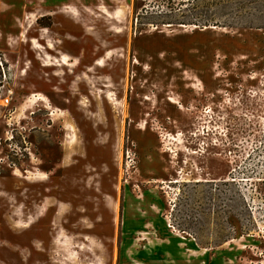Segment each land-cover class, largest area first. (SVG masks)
I'll return each instance as SVG.
<instances>
[{
  "label": "rangeland",
  "instance_id": "rangeland-1",
  "mask_svg": "<svg viewBox=\"0 0 264 264\" xmlns=\"http://www.w3.org/2000/svg\"><path fill=\"white\" fill-rule=\"evenodd\" d=\"M14 1L0 264H264V0Z\"/></svg>",
  "mask_w": 264,
  "mask_h": 264
},
{
  "label": "crops",
  "instance_id": "crops-1",
  "mask_svg": "<svg viewBox=\"0 0 264 264\" xmlns=\"http://www.w3.org/2000/svg\"><path fill=\"white\" fill-rule=\"evenodd\" d=\"M45 2H47L48 4L56 5V6L57 5L65 6V5H67V3H70L71 0H46ZM12 3L15 5H18L17 1H14V0H4L2 3H0V24H4L7 27H8V25H11L14 21V19H12V14L13 13L15 14L19 11V10H17L19 5L15 6L16 8L13 7L14 10L11 9ZM4 6H7V7H4ZM5 8H8V9L5 10Z\"/></svg>",
  "mask_w": 264,
  "mask_h": 264
},
{
  "label": "trees",
  "instance_id": "trees-1",
  "mask_svg": "<svg viewBox=\"0 0 264 264\" xmlns=\"http://www.w3.org/2000/svg\"><path fill=\"white\" fill-rule=\"evenodd\" d=\"M252 0H241L242 3L244 2H251ZM198 3H200V0H180V2L176 3L174 1H169L168 2V7L174 11V12H185V11H190L193 12V14L191 15L190 19H194L196 17V12L195 8H197L196 6L198 5ZM256 5L261 6V1L260 0H254L253 2ZM262 5H264V2H262ZM187 22V21H186ZM188 23L190 24H194L196 25L193 20H190ZM180 24H185V23H180ZM216 26V25H213Z\"/></svg>",
  "mask_w": 264,
  "mask_h": 264
},
{
  "label": "bare ground",
  "instance_id": "bare-ground-1",
  "mask_svg": "<svg viewBox=\"0 0 264 264\" xmlns=\"http://www.w3.org/2000/svg\"><path fill=\"white\" fill-rule=\"evenodd\" d=\"M38 179L46 180L47 178L45 179V175H42V176H41L40 178H38Z\"/></svg>",
  "mask_w": 264,
  "mask_h": 264
}]
</instances>
